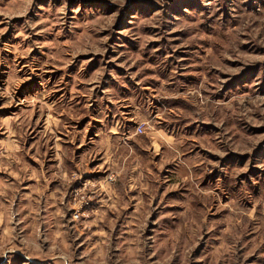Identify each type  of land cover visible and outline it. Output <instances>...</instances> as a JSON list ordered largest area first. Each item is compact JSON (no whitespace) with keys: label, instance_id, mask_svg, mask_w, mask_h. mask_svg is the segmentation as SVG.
Instances as JSON below:
<instances>
[{"label":"rangeland","instance_id":"rangeland-1","mask_svg":"<svg viewBox=\"0 0 264 264\" xmlns=\"http://www.w3.org/2000/svg\"><path fill=\"white\" fill-rule=\"evenodd\" d=\"M0 264H264V0H0Z\"/></svg>","mask_w":264,"mask_h":264}]
</instances>
